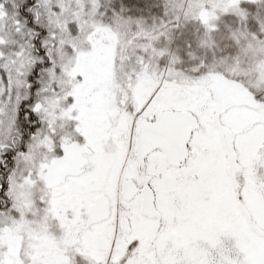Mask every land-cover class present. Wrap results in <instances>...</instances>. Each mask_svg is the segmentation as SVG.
Masks as SVG:
<instances>
[{
	"label": "snow or ice",
	"instance_id": "6c2138e0",
	"mask_svg": "<svg viewBox=\"0 0 264 264\" xmlns=\"http://www.w3.org/2000/svg\"><path fill=\"white\" fill-rule=\"evenodd\" d=\"M0 264H264V0H0Z\"/></svg>",
	"mask_w": 264,
	"mask_h": 264
}]
</instances>
